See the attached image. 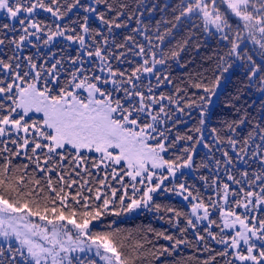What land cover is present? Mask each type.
<instances>
[{"label":"snow or ice","instance_id":"snow-or-ice-1","mask_svg":"<svg viewBox=\"0 0 264 264\" xmlns=\"http://www.w3.org/2000/svg\"><path fill=\"white\" fill-rule=\"evenodd\" d=\"M95 3L97 5L103 3L108 12H115L116 19L123 15L122 12L116 11L110 0H95ZM120 7L123 8L124 5ZM76 8L83 9L85 13H96L101 23L108 25L109 31L113 26L117 28L125 26L117 23L116 19L111 21L106 19L104 13L98 12V9L91 4L82 3V0H63V3L61 0H49V3H45V0H34V2L32 0H0V11H3L10 19L19 20L23 26L18 39L9 41L17 49L21 48L25 41L32 43L28 39L30 36H35L37 40L42 39L40 33L47 36L44 44L51 43L55 37H63L69 42L78 43L80 49L89 58H97L99 72L104 74H96L94 68L91 76L78 75L88 70L77 69L70 74L71 80L62 85L53 71L56 68V64H53L48 70L52 77L51 82L45 80L43 87H38L37 82L41 79V72L36 70L37 65L31 62L30 57L27 58L29 66L35 72L32 82L26 79L30 73L21 74L16 71L20 67L19 63L14 68L12 63L0 60V68L13 76V82L7 84L0 80V94H3V99L0 100V137L11 138L15 135L16 138L10 139V142L17 146L16 150L4 147L0 149V154L7 152L14 157L23 155L35 165L33 173L38 171L43 174L42 179L46 182L45 188L41 186V179L28 173L30 166L28 163L22 165L23 171L19 166L10 168L12 160L8 157H5V162L0 164V237L9 242L6 249L0 247V264H19L17 257L25 264H49V261L50 264H65V260H68V264H72L71 260L66 255L62 256L61 253L76 251L77 248L84 252L85 247L82 245H85L86 241H91V244L87 245L88 250L90 251L92 245H95L96 255L106 261V264H130L128 253L124 251L125 244L117 238L118 232L104 234L93 232L90 228L92 221L99 220L101 216L108 214L110 205L113 206L112 214L119 215L120 213L115 211L117 201L125 211L141 206L151 209L154 206L159 212L162 206L153 205L151 202H153V194L161 189L164 180L168 178L163 170L166 169L169 175L174 176L181 168L192 167L195 148L194 146L183 148L182 155L177 156L175 160L165 159L162 153H167L170 148H174L176 142L180 140L193 141L195 139L196 144L203 141L202 135L199 138H194L192 135H177L174 140L168 142L166 133L170 129L161 130L157 125L161 123L159 113L165 111L162 102L168 100L172 103L173 98L163 94L155 98L141 91L144 74L155 76L158 84L162 80L171 83L166 75H161L156 66L165 65L168 59H176L183 48L170 52L160 49L157 52L154 49L160 46L152 45L151 38L146 36L145 38L149 40V49L146 50L143 45H136L139 50L133 52L134 56L142 58L141 62L130 71L121 70L114 68L110 60L116 59L120 63H131V61L122 59L126 56L125 52L114 55L106 49L107 37H104L102 42L95 39L101 34L90 28L87 15L83 17L82 23L72 21V23H78L79 32L67 24L63 27L57 24L55 30H52L50 25H44L42 21L34 19L38 9L51 13L56 20H63ZM22 14H24L23 18H21ZM182 18L198 19L200 24L194 27H202L204 32L216 35L221 42H224L227 51L218 57L217 64V69L221 73L227 72L231 67L227 61L247 59L249 82L257 80L260 90L264 91V61L257 64L252 56L245 52L247 42L251 41L259 46L260 54L264 57V0H180L179 15L175 19L179 21ZM26 20L27 25H25ZM233 20L236 21L235 28L232 25ZM2 27L15 31L9 24H4ZM45 28H48L47 32ZM244 32L247 36L243 35ZM66 33L70 34L66 35ZM86 37L93 40L92 50H89ZM156 39L162 43L164 36L157 34ZM126 40H133V37H126ZM4 43L5 40L0 39V45ZM117 47L124 48L125 45L119 44ZM149 55L151 60L148 58ZM78 59L81 64L84 63L83 59L79 57ZM76 62V60L73 61V63ZM219 81L220 76L217 75L214 80L205 81L203 78H197L190 84V87L202 90L204 93V95L193 93L192 96L195 98H189L186 104L189 109L199 108V125L201 126L209 118L206 105L211 95L215 94ZM108 84L112 85L111 89L101 87V85L107 86ZM145 87L151 94V83L149 82V85ZM78 90L87 92V96L82 98ZM116 93H123V96L117 97ZM3 101H11V104H5ZM156 104L160 105L159 112L153 115L150 109ZM178 110L184 111L179 107ZM30 113H39L41 117L32 119ZM145 114L151 117L150 121L144 119ZM244 122V118L239 121V123ZM235 125L236 122H233L227 127L230 131H235ZM194 131L201 133L202 130L201 127H196ZM216 131L215 128L212 129L213 133ZM254 133L259 135L261 141H264V127L257 124L248 134V139L244 140L245 145L248 144L249 139H255ZM150 141H155V143H150ZM8 142V140L0 141L5 145ZM228 142L235 149L237 141L229 138ZM204 146L210 147L208 144ZM256 147L257 151L252 155L253 157L259 156L262 170L251 178L246 171L241 175L247 178L249 189L259 182V192L245 190L243 187L239 192L235 190L230 192L229 184L224 183L222 190L217 189L216 195L225 203H228L230 195L239 197L240 192L243 193L242 197L235 199V208L229 206L228 210L224 211L223 207L211 198H209L210 204L208 205L203 200L191 204V215L197 221L208 220L209 227L216 225V221L210 218L209 207L213 209L220 207V215L223 219L221 233L223 229H235L239 225V230L235 231L230 240L226 239L223 234L217 238L205 229L213 240L225 246L224 250L216 253V256L233 257L227 260L226 264H236V262L264 264V216L258 217L253 214L257 211L264 213V155H260L262 146L258 144ZM241 152H246V148H241ZM88 153L99 154V162H94L92 165L95 168H99L100 164L107 161L109 163L105 164V167H112L113 175H116V166H119L120 171L134 182L131 185L132 193L124 191L118 195V190L112 188L110 194L105 192L102 195L97 189L95 196L90 197L83 195L84 185H80L75 194H70L65 192V187L72 188L77 181L71 178L70 182L66 181L64 174L60 172H57V181L54 184L49 174L56 171L57 167H63L62 162L66 159L74 165L73 171L77 176L81 174L77 169H82L90 175V170L82 168V165L87 164L89 159L95 160L96 158L89 157ZM223 155L226 163L232 164L229 154L224 152ZM41 156H43V165ZM216 163L219 165L220 161ZM18 172L21 174L16 175ZM228 180L234 184H242L241 180H237L231 174L228 175ZM100 183L104 184V181ZM213 183L215 184V181ZM33 184L37 187L32 188ZM137 184L143 187L138 188ZM122 186L125 189L128 187L127 184ZM163 190L175 191V188H164ZM88 191L92 192V189ZM186 191L185 185L180 184L178 194L182 195ZM5 193L9 197H13L14 194V198H5ZM137 194L139 198H134ZM126 197L130 202L125 207ZM189 197L193 200L199 199L192 196L191 192H188L184 199L188 200ZM95 201H100V203H95ZM75 206H79V212ZM239 208H243V213L236 211ZM200 210H203V215H198ZM164 211L174 212V209L167 207ZM48 213L52 214V219H49ZM175 215L179 217L181 213L175 212ZM184 215L187 225L195 229L196 223L188 218L187 214ZM30 217H39L40 221H46V225L33 223ZM47 225H51V228L49 229ZM69 225L71 228L68 227ZM180 231L183 233L186 228ZM157 236H163L169 241L174 240L173 236L163 233H157ZM197 238L204 240L199 233H197ZM13 239L18 247H13L11 243ZM257 241L260 243L257 244ZM183 243H185L183 239H175L171 247L175 249ZM242 244L246 247H242ZM135 247L143 248V245L137 244ZM101 248L103 252L100 251ZM229 249L232 251L229 252ZM163 251L167 252L168 249L165 248ZM216 256H211L203 261V264H213Z\"/></svg>","mask_w":264,"mask_h":264},{"label":"trees","instance_id":"trees-1","mask_svg":"<svg viewBox=\"0 0 264 264\" xmlns=\"http://www.w3.org/2000/svg\"><path fill=\"white\" fill-rule=\"evenodd\" d=\"M61 2L63 3V0ZM93 2V7H96L98 12L104 13L106 19L110 21L116 19L115 12H108L103 3L97 5L95 0ZM45 3H49V0H45ZM82 3L89 4V1L82 0ZM110 3L115 6L116 11L123 13L116 19V22L125 26L131 24L133 28H136L141 22V25L148 30V36L154 40L153 43L160 46L158 51L160 49L165 52L179 51L180 48H183L182 51H179L176 59H168L167 63L160 69L161 75H166L171 83L162 80L158 84L154 80L152 87L157 88V98L161 94L166 97L171 96L173 101L179 104L180 108L191 111V121L187 125L179 126L176 122L173 123L174 125H168V129H170L168 133L171 136L169 142L174 140L177 135H192L194 138H199L205 129L210 135V139L207 140V144L210 147L206 149L199 148V144L195 143V139L193 141L180 140L176 142V146L169 150V155L165 157V159L175 160L177 156L182 155L183 148L194 146V175L187 178L186 187L187 192H191L192 196L198 197V200H184L181 197L168 196L162 192L154 197L153 202H151L153 205L159 204L162 206L159 212L153 206L151 209H142L131 216L126 215L127 211L122 209L117 201L115 211L120 214H112L111 209L113 206L110 205L108 214L101 216L99 220L92 221L95 224L91 230L101 234L118 232L117 238L125 244L124 251L128 253L130 264H203V261L211 256H216L217 252L224 250V247L218 245L216 240H213L205 229H208L217 238L221 234L224 235V233H221V221L218 214L212 217V220L216 221V225L210 228L204 220L197 221L191 215V204L203 200L208 205L210 204L209 198H211V200L217 201L219 206H222V198L217 197L216 191L218 188L222 190L224 183L231 184L232 181L227 180L229 174L233 175L237 180H241L242 185L246 188L247 183L243 180L245 177L241 173L246 171L251 178L262 170L259 156L253 159L251 155L258 144L264 146V141H261L259 135L255 133V139H249L247 145L244 144V140L248 139V134L253 131L257 124L260 127H264V92L260 90L257 80L249 82L250 73L248 68L237 66L235 59L227 61L231 65L227 72L221 73L217 69L218 57L227 51L224 47V42H221L218 36L204 32L202 27H194L200 24V21L196 18H182L177 21L175 17L179 15L180 0H110ZM120 5H124V7L121 8ZM85 15L87 13L83 9L76 8L67 14V20L63 23V26L67 24L70 28H76L77 32H79L78 23L83 22ZM87 16L90 20V28L101 33L102 29L95 21L96 19L89 15ZM38 21H42L44 25H50L54 29L56 28L57 22L50 14L40 15ZM72 21H77L78 23H72ZM4 24H9L15 31L4 29L2 27ZM122 27V31L125 30L124 26ZM21 33L22 27L19 24L12 25L7 18H0V39L5 40V43L0 47V60L14 64L16 60L27 54L30 55L33 62L42 63L45 57L41 58L37 55L34 47L24 44L22 47H26V49L21 54V48L17 49L14 44L9 42L13 39H18ZM157 34L164 36L162 43L159 40L156 41ZM95 39L101 42L100 36H96ZM31 41L33 44L37 43V41ZM185 41H187L186 44ZM88 42L93 44L92 39L88 38ZM114 42L120 43L121 41L118 37H115ZM63 52H65L64 55H68L66 50H63ZM10 58L12 59L10 60ZM138 63L140 62H134L132 65L126 64V66L116 65L114 68L128 69L130 71ZM217 75L220 76L219 86L215 90V92H218V96L210 111L209 119H206L205 124L201 126L199 125V108L189 109L186 104L189 98H195L192 96L193 93L198 95H204V93L202 90L190 87V84L197 78H203L205 81L214 80ZM177 89H181V91H177ZM115 95L120 97L123 96V93H116ZM211 102L212 97H210L206 106ZM242 118H244L245 122L239 123ZM32 119L38 118L32 117ZM144 119L148 120V117L145 115ZM233 122H236L235 131H230L227 125ZM196 127H201V133L194 131ZM213 128L217 130L216 133L212 132ZM229 138L237 141L236 153H240L241 148H246V152L248 151L245 165L239 169L238 173L237 167L230 168L223 155L224 152H227L231 158H234L231 145L228 142ZM10 139L14 138L6 139L0 137V141H9L6 145L0 143V149L8 147L16 150L17 146L11 144ZM88 156L96 158L95 160L89 159L85 167L82 166V168L90 170V175L82 169H77V171L81 172L80 176H77L75 171H73L74 165L68 160L63 163V167H57L56 171L49 174L54 184L57 181V172H60L64 174L66 181L70 182V178L77 181L76 184L72 185V188L65 187V192L70 194H75L80 185H84L83 195L90 197L95 196L97 189L100 190L102 195L105 192L110 194L112 188L118 190V195L124 191L129 194L132 193L131 187L128 185L130 182L129 177L124 175L123 172L118 176L113 175L112 167L109 169L93 167V163L98 162V159L95 153H90ZM5 157L12 160L10 168L19 166L21 171H23L22 165L28 163L30 165L27 170L28 173L34 174L36 178L41 179V186L46 188V182L42 179L43 174L38 171L33 173L35 165L31 164L23 155L14 157L10 153H2L0 154V164L5 162ZM216 161H220L219 165H217ZM41 164L43 165V156H41ZM204 165L207 166L205 167ZM116 170L120 171V168H116ZM19 174L21 173H16V175ZM121 177H123L122 180ZM101 181H104V184H101ZM213 181H215V184ZM123 184H127L128 187L126 189L123 188ZM31 187L36 188L37 186L33 184ZM88 189H92V192H89ZM235 190L239 192V188H235ZM5 198L12 199L14 194L13 197H9L5 193ZM129 202L126 197L125 207ZM95 203H100V201H95ZM230 206L235 208L234 205ZM75 207H77L79 212V206ZM167 207L174 209V212L164 211V208ZM175 212H180L181 215L177 217ZM184 214H187V217L196 223L195 229L187 225ZM198 215H202L201 210ZM260 216H264V213H260ZM48 217L49 219L53 218L51 213H48ZM182 228H186L183 233L180 231ZM157 233L173 236L174 240H165L163 236H157ZM197 233L203 236L204 240H199ZM175 239H183L185 243L173 249L171 245ZM137 244H142L143 248H136ZM165 248L168 249L167 252L163 251ZM231 251L229 250V252ZM229 259H233V257L216 256L213 264H226Z\"/></svg>","mask_w":264,"mask_h":264},{"label":"rangeland","instance_id":"rangeland-1","mask_svg":"<svg viewBox=\"0 0 264 264\" xmlns=\"http://www.w3.org/2000/svg\"><path fill=\"white\" fill-rule=\"evenodd\" d=\"M88 1H89V4H91L92 6L94 5L93 0H88ZM49 14L51 15V13L45 12L42 9H38L36 14L34 15V19L38 20V17L40 15H49ZM23 15L24 14H22L21 18H23ZM87 15L95 18L96 19L95 21L98 23V25H100V28L102 29V32L100 33L101 34L100 35L101 42L103 41L104 37H107L108 44L106 45V49L110 50L114 55L118 54L120 52H125L126 56L122 59H126L127 61H131V63H120V61H117L116 59H111L110 62L112 63L113 67L116 65L126 66V64L132 65V63H134V62H141L142 58L140 56H134L133 55V52H137L139 50L136 47V45H143L146 50L149 49V40L145 38L146 36L149 37L148 36V30L144 26L141 25V22L138 24V26L136 28H133L131 26V24H128V25L124 26L125 30H123V31H122L123 27L117 28L114 26L111 28V31H109V27L107 25L101 23V21L97 18L96 13H87ZM0 18H7L8 20H10L12 25L19 24L21 27H23L19 23V20H13V19L8 18L7 15L3 11H0ZM53 19L55 20V22H57V24H60L61 27H63V23L67 20L66 17L63 20H56V18H54V17H53ZM27 23H28V21L26 20L25 25H27ZM89 23H90V20L88 18V24ZM232 25H233V28L236 27V21L235 20L232 21ZM46 29H48V28H45V32L48 31ZM51 29L55 30L53 27H51ZM137 29L139 31H136ZM30 31H34V30L30 29ZM67 34H70V33H66V35ZM40 35L42 36V39H40V40H37L35 36H30L28 38L29 40L37 41L36 44L28 43L27 41H25V43H24L29 47H34L35 53L37 55H39L41 58L45 57L44 61L40 64L37 62L35 63L31 60L32 63H35L37 65L36 70L41 72V79L37 82L38 87H43L45 80H48L51 82L52 77L49 74L48 70L52 68L53 64H56V68L53 71H55V73L57 74V77H58V79L62 85L71 80L70 74L72 72L76 71L77 69H87L88 70L86 72H83L82 74L78 73V75H89V76H91L93 74L92 69H94V68L96 70V74L104 75L103 73L99 72V67H98L99 61H98V59L95 57L89 58L86 55V53L80 49V46L78 43L69 42L66 39H64L63 37H55L51 43L44 44V40L47 39V36L44 35V33H40ZM243 35L247 36V33L244 32ZM129 36L133 37V40H126V37H129ZM257 36L259 38V34H257ZM115 37H118L121 42L120 43L114 42ZM137 37H138V39H137ZM149 38H151L152 45H156L155 43H153L154 40L152 39V37H149ZM156 41H157V39H156ZM86 43L89 45V50H92L94 48V45L92 43L88 42V37H86ZM119 44H124L125 47L124 48H118L117 45H119ZM0 47H1V45H0ZM25 49H26V47H21V50H20L21 54L25 51ZM128 49H132V51H128ZM63 50H66L68 55H64L65 52H63ZM154 50L159 52L158 48H156ZM75 51H76V53H75ZM245 52L247 53V55L252 56L253 60L256 61L257 64H260L262 61H264V57H262L260 54L259 46L254 45L251 41L247 42V47L245 49ZM28 57H30V55H27V54H25L24 57H20L19 60H16L14 62L13 67L15 68V65L17 63H19L20 67H19V69H16V71H19L21 74H23L24 72L30 73L29 77H27L26 79L28 80V82H32V79L35 75V72L29 66V60L27 59ZM78 57L83 59V61H84L83 64H81L79 62ZM148 58H149V60H151L150 55ZM157 58H159V57H157ZM74 60H76L77 62L73 63ZM57 61H59L58 64H57ZM236 65L237 66H245L246 68H249V63H248L247 59L236 60ZM156 67L160 71V69L163 66L157 65ZM0 80H3L4 83L7 84L10 82H13V76H12V74L8 73L6 70L0 68ZM142 80H143V84L141 86V91H144L146 95H152L155 98H157V94H156L157 88L152 87L153 81L156 80V77L150 76L148 74H144V76L142 77ZM149 82L151 83V87H152V93L151 94L148 93L147 87H145L146 85H149ZM16 83H20V81H16ZM22 86H24V85H22ZM101 87L102 88L108 87L109 89H111L112 85L111 84H108L107 86L101 85ZM78 91H80L82 98L87 96V92L82 91V90H78ZM262 92H264V91H262ZM217 96H218L217 91L215 92L214 95L211 96L212 102L207 106V108L209 110L207 113L208 116H210V111L213 108V104L215 103ZM2 99H3V94H0V100H2ZM3 102L5 104H11V101H3ZM162 103L165 106V111L163 113H159V119H160L161 123H159L157 125L161 130L168 129V125H170V124L174 125L173 124L174 122H176L179 126H185L191 121V118H190L191 117V111L190 110L184 109V111H179L178 110L179 104L177 102L170 103L168 100H164ZM159 107H160L159 104L152 106L150 111H152L153 115H156L159 112ZM29 115L31 117H37L38 119H40L39 117H41V114H39V113H30ZM147 117H148V121H150L151 117H149V116H147ZM30 122L31 121H29V123ZM166 134L168 135V142H169L171 136L168 132ZM21 135H23V134H21ZM201 135L203 136V141L201 143H199V148L206 149V147L204 145L207 144V140L210 139V135L205 129L201 133ZM1 138L7 139L9 137L5 136V137H1ZM11 138L15 139L16 136L13 135ZM150 143H155V141H150ZM172 149L173 148H170L169 150H172ZM231 150L234 154V158H231L232 164H228V165L232 169L237 167V173H238L239 169L241 167H244V165H245V161L248 157V151L246 153H243V152L236 153V145H235V149L231 145ZM21 151H23V150H21ZM256 151H257V147H255L254 152H256ZM89 154L90 153H88L87 155H89ZM162 155H164V157L168 156L169 151L167 153H162ZM260 155H264V146H262ZM95 156L98 159L99 154L95 153ZM251 156L253 157V155H251ZM254 158H256V157H253V159ZM67 161H68V159H66L62 163H65ZM108 163L109 162L105 161L104 163L100 164V168L109 169L110 167H105V164H108ZM85 165L86 164H84L82 166L85 167ZM116 168H119V166H116ZM157 171H160V170H157ZM163 172H164V175H166L168 178L166 180H164L161 189L157 190V192L153 194V198L158 196L160 193L163 192L164 194H166L168 196H173V197L176 196V197H181L182 199H184V196H187L188 192L186 191L182 195L178 194L179 193V185L184 184L186 187L187 178L194 175V165L192 167L181 168L179 171H177L175 173L174 176L169 175L167 173L166 169H164ZM116 173H117L116 176H118L121 174V171L116 170ZM243 180L247 183L246 178ZM132 183H134V182L130 180L128 185L131 187ZM229 186H230L229 187L230 192L235 190V188L236 189L239 188V190H240L241 187H243L245 190H252V191H256V192H259V190H260L259 182H257L256 185H254L252 189L248 188V184H246V188L242 184H234L232 182H231V184H229ZM137 187L142 188L143 185L137 184ZM164 188H167V189L175 188V191H164L163 190ZM235 191H237V190H235ZM131 192H132V187H131ZM137 195H138V197L135 196L134 198H139V194H137ZM242 196H243L242 192H240L239 197H234V196L230 195L228 198V203H225V201L222 199L221 203H222V207H223L224 211H227L230 205H234V207H235V204H234L235 199L240 198ZM191 199H192V197L188 198V200H191ZM142 209H147V208H145L143 206L133 208L131 211H127L126 215L127 216L134 215ZM209 211L211 214V216H210L211 219H212V217H214L215 214L219 215L220 221H221V228H223V219L221 218V215H220V207H217L215 209L209 208ZM236 211L239 213H243L244 210H243V208H239V209H236ZM201 212L203 215V210H201ZM260 213L261 212L257 211L253 214L259 217ZM21 215H24V213H21ZM29 219L33 223H38L41 226L46 225V221H40L39 217H30ZM204 221L207 225H209L208 220H204ZM94 224L95 223L92 222V224L90 225L91 229L94 226ZM47 227L50 229L51 225H47ZM68 227L71 228V225H69ZM212 227H213V225L210 228H212ZM236 230H239V225H237L235 229H232V228L223 229V233H224L225 238L230 240L231 236H233L235 234ZM8 243L9 242L5 241L2 237H0V247L6 249L8 246ZM11 243H12L13 247H18V244L14 239L11 241ZM259 243L260 242L257 241V244H259ZM89 244H91V241H86L85 245H82L83 247H85L84 252H81L79 250V248H77L76 251H69L68 253H61V255L62 256L66 255L68 257V259L71 260L72 264H106V261L102 260L99 256L96 255L95 245H92L90 251L88 250L87 245H89ZM217 244L222 246V247H225L223 244H219V243H217ZM242 247H246V246H243V244H242ZM229 250H231V249H229ZM100 251L103 252V249L101 248ZM108 255H110V254H108ZM17 260H18L19 264H25V262L22 261L19 257H17ZM236 263L239 264V262H236ZM49 264H50V261H49ZM65 264H68V260H65Z\"/></svg>","mask_w":264,"mask_h":264}]
</instances>
